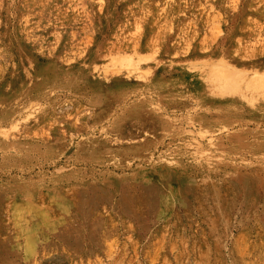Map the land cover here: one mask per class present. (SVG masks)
I'll return each instance as SVG.
<instances>
[{"label":"rangeland","instance_id":"374dc122","mask_svg":"<svg viewBox=\"0 0 264 264\" xmlns=\"http://www.w3.org/2000/svg\"><path fill=\"white\" fill-rule=\"evenodd\" d=\"M0 264H264V0H0Z\"/></svg>","mask_w":264,"mask_h":264}]
</instances>
